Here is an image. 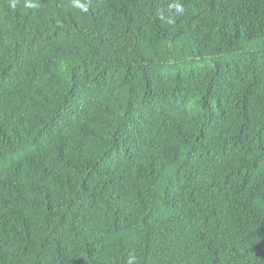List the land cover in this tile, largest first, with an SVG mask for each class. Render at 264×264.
Wrapping results in <instances>:
<instances>
[{
  "label": "trees",
  "instance_id": "16d2710c",
  "mask_svg": "<svg viewBox=\"0 0 264 264\" xmlns=\"http://www.w3.org/2000/svg\"><path fill=\"white\" fill-rule=\"evenodd\" d=\"M81 2L0 0V264H264V0Z\"/></svg>",
  "mask_w": 264,
  "mask_h": 264
},
{
  "label": "clouds",
  "instance_id": "9594fccd",
  "mask_svg": "<svg viewBox=\"0 0 264 264\" xmlns=\"http://www.w3.org/2000/svg\"><path fill=\"white\" fill-rule=\"evenodd\" d=\"M14 6H15V5L13 4V7H14ZM26 6H27V7H33L34 5L31 4V3H28ZM75 7L79 8V9L82 10V11H85V12L87 11V5H86L85 3H83V2H81V0H76ZM173 7H175V10H176L177 12H182V11H183L182 6H180L179 4L174 5ZM171 22H172V21L169 20V23H171ZM133 261H134V257H130V258H129V261H128V264H133Z\"/></svg>",
  "mask_w": 264,
  "mask_h": 264
}]
</instances>
